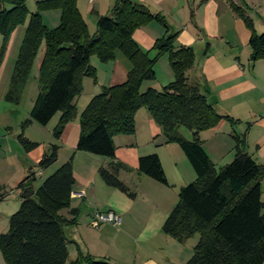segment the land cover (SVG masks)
<instances>
[{
  "label": "trees",
  "instance_id": "1",
  "mask_svg": "<svg viewBox=\"0 0 264 264\" xmlns=\"http://www.w3.org/2000/svg\"><path fill=\"white\" fill-rule=\"evenodd\" d=\"M78 0H38L35 11L28 13L26 0H0V64L9 38L25 26L4 94V101L18 104L38 51L43 55L37 72L38 94L21 122L16 140L25 152L38 143L24 136L32 122L46 126L58 113L52 136L59 140L64 127L77 117L76 98L83 89L84 78L97 82L96 70L90 64L95 56L100 62L113 60L116 53L130 63L124 82L104 86L91 97L79 113V134L75 149L109 160L98 169L103 182L131 195L119 180L120 171L129 170L116 161L113 138L134 133V115L145 107L162 129L168 143H176L195 172V179L182 187L174 208L162 225V232L184 242L197 240L186 264H262L264 261V202L260 181L264 164L257 163L246 151V133L233 135L232 160L216 167L204 152L198 134L214 128L220 121L234 124L237 120L220 113L208 103L199 87L188 82L187 73L195 61L190 46H177L176 34L169 32L165 17L152 12L136 0H115L108 15L98 16L96 30L90 34L78 9ZM244 4V0H240ZM232 10L250 30V61L264 59V31L256 34L252 20L231 4ZM57 9L59 23L50 29L43 23L41 12ZM155 22L164 29L150 49H142L134 40L136 29ZM167 55L173 79L160 89L141 90L142 83L155 79L154 65ZM184 127L191 139L182 137ZM59 146L50 144L34 167H29L17 189H32L35 173L52 166ZM137 171L167 184L156 154L138 159ZM74 185L72 158L45 177L29 198H23L0 233V253L5 264H65L68 258L65 226L76 222L78 211L70 209L71 218L60 212L70 208ZM5 194H1L3 198ZM71 264H110L89 254L78 255Z\"/></svg>",
  "mask_w": 264,
  "mask_h": 264
},
{
  "label": "crops",
  "instance_id": "2",
  "mask_svg": "<svg viewBox=\"0 0 264 264\" xmlns=\"http://www.w3.org/2000/svg\"><path fill=\"white\" fill-rule=\"evenodd\" d=\"M79 1L77 6L81 15L94 12L97 20L101 13L109 12L115 0L109 2L106 11L95 10V0ZM136 1L165 17L169 32L176 34L177 46L193 48L195 61L187 73L188 82L197 85L207 102L220 113L237 120L234 124L222 120L214 128L199 132L198 138L206 155L216 167L227 164L234 155L232 136L246 133L247 153L257 163L264 164V59L250 61L248 40L251 32L231 7L233 4L240 8L252 20L254 32L261 34L264 31V0H244L243 5L240 0ZM24 29V25L19 26L11 34L0 64V74L5 72L7 85ZM163 34L164 29L152 22L136 29L133 37L142 49L148 50ZM41 58L42 55L36 62V57L33 68L36 66L38 70ZM159 61H162V67L165 64L168 66L160 86L145 81L141 86L142 91L148 88L158 90L172 81L173 73L167 55L161 56ZM92 66L96 70L97 83L85 104L102 87L124 82L130 69V63L120 53H116L113 60L99 64L94 62ZM154 71L157 76L158 68L156 70L155 65ZM29 82L28 78L19 103L25 97ZM7 87L4 86L0 92L2 98ZM37 94L38 86L31 107ZM79 113L64 127L60 139L56 140L52 136L51 141V144L59 146L52 170L72 158L74 185L70 194V208L60 212L70 219V209L78 211L76 222L63 228L67 240V260L73 247L74 259L71 262L81 252L110 264H186L192 254L190 247L195 242H177L162 232L164 221L177 203L179 190L196 177L185 154L176 143L166 141L162 129L154 122L148 110L145 107L139 108L134 115V133L120 134L113 138L115 160L129 167V170L118 174L119 180L131 193L128 195L106 185L99 177L98 169L105 167L108 159L75 149L79 134ZM179 134L187 139L181 130ZM150 154L158 156L167 184L137 171L138 159ZM38 156L33 155L35 162H38ZM29 163L22 159L19 162L20 170L12 183L16 193L14 200L10 202L8 197L0 198V233L7 230L12 210L18 209L23 199V190L16 187L31 167ZM44 170L36 171L35 177L40 175L43 180ZM5 186L0 195L4 194ZM260 187L263 198L264 177ZM107 210L120 216V224L93 227L95 212ZM0 264H5L1 253Z\"/></svg>",
  "mask_w": 264,
  "mask_h": 264
},
{
  "label": "rangeland",
  "instance_id": "3",
  "mask_svg": "<svg viewBox=\"0 0 264 264\" xmlns=\"http://www.w3.org/2000/svg\"><path fill=\"white\" fill-rule=\"evenodd\" d=\"M36 1L38 0H26V7L28 13H33L35 11ZM110 1L111 0H95V10L106 11L107 9L106 7L109 6ZM103 15H108V13L103 12L100 14V16ZM41 17L46 27L52 29L56 27L59 23L60 12L57 9L43 11L41 12ZM82 17L87 25L89 33L93 34L96 30V19L94 17V12L88 15L85 14ZM1 45H2V36L0 35V47ZM41 55H43V46H41L38 51L36 62H38ZM159 60L160 58L158 59V62H156V64L159 65L155 64V69L157 70L158 68L157 76H155L154 80L147 81L156 86H160L159 83L162 81L161 79H163L164 70L166 69L168 70V66L165 64V67H162L161 65L162 61ZM91 62L92 63L95 62L99 64L100 61L95 56H91L90 64L92 65ZM37 72L38 70L36 69V66H34L29 76L30 82L28 85L29 86L28 90L25 93V97L23 98L21 103L13 104L6 102L4 101L0 93V191L3 190L2 187L4 185H7L4 188L5 189L4 197H8V199L11 200L10 202L14 200L16 195L15 188L13 187L14 185L12 186V183L18 175L17 172L20 170V165H19L20 160L22 159L24 161L30 162L31 163V164L29 163L30 166L35 168L37 162L33 160V155L35 154L39 155L37 157V159L39 160L41 153H43L51 144L52 129L55 126V123L59 115L58 113H56L46 126H41L38 123L32 122L30 125L24 128L23 130L24 136L28 138L30 141L38 143V147L36 149H33L32 151L33 153L30 155H28V152H25L22 149V147L20 148V145L17 142L16 137L21 132V127H20L21 122L26 118H29L31 101L32 99H34L33 97H35L37 92ZM96 83H93V81L88 77L84 78L82 85L84 88L82 89L80 95L76 98L77 113H79L85 107L86 105L85 103L87 102L88 97H90L89 95L92 92L93 86ZM4 86H7V81H6L5 72L4 73L2 72L0 74V92ZM180 130L187 139L191 138L190 132L187 129H185L184 127H179L178 132ZM53 168H54V164L48 170L46 171L44 170L45 176L43 177H46L47 175L51 174L55 170V169L52 170ZM48 172L50 173L47 174ZM41 179L42 177L40 175L36 176L35 181L32 183L33 189H37V187L40 185L42 181ZM193 180H190V182ZM262 201L264 202V196L262 198ZM16 210H12V211L15 212ZM262 212H264V208ZM196 240H197V236H194L193 238L185 240L184 242L190 243V242H196ZM192 247H190V253H192ZM70 251L71 254L69 255V259L66 261L65 264H71V260L74 259L73 247L72 250Z\"/></svg>",
  "mask_w": 264,
  "mask_h": 264
},
{
  "label": "built area",
  "instance_id": "4",
  "mask_svg": "<svg viewBox=\"0 0 264 264\" xmlns=\"http://www.w3.org/2000/svg\"><path fill=\"white\" fill-rule=\"evenodd\" d=\"M120 222L121 218L116 212L107 210L104 212H95L94 218L92 220V226L95 228L102 224H111L114 226H118Z\"/></svg>",
  "mask_w": 264,
  "mask_h": 264
},
{
  "label": "water",
  "instance_id": "5",
  "mask_svg": "<svg viewBox=\"0 0 264 264\" xmlns=\"http://www.w3.org/2000/svg\"><path fill=\"white\" fill-rule=\"evenodd\" d=\"M33 194L32 189H30V187H25L22 191V197L23 198H29L31 197Z\"/></svg>",
  "mask_w": 264,
  "mask_h": 264
}]
</instances>
